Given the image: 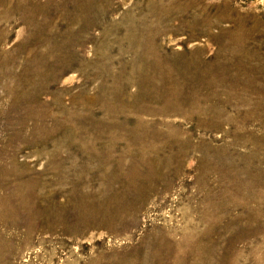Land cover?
<instances>
[{
  "label": "rangeland",
  "instance_id": "1",
  "mask_svg": "<svg viewBox=\"0 0 264 264\" xmlns=\"http://www.w3.org/2000/svg\"><path fill=\"white\" fill-rule=\"evenodd\" d=\"M0 264H264V0H0Z\"/></svg>",
  "mask_w": 264,
  "mask_h": 264
}]
</instances>
